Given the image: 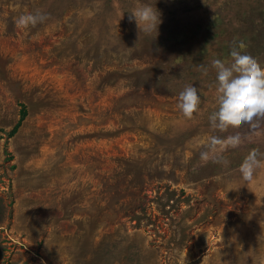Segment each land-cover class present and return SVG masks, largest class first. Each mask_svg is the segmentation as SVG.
<instances>
[{"label": "rangeland", "instance_id": "374dc122", "mask_svg": "<svg viewBox=\"0 0 264 264\" xmlns=\"http://www.w3.org/2000/svg\"><path fill=\"white\" fill-rule=\"evenodd\" d=\"M234 41L264 67V0H0V264H264V169L238 170L264 138L199 159Z\"/></svg>", "mask_w": 264, "mask_h": 264}, {"label": "clouds", "instance_id": "9594fccd", "mask_svg": "<svg viewBox=\"0 0 264 264\" xmlns=\"http://www.w3.org/2000/svg\"><path fill=\"white\" fill-rule=\"evenodd\" d=\"M49 17L37 10L35 13L21 14L15 21L17 28L27 29L44 23ZM135 20L139 32L150 35L158 32L162 23L160 12L151 4H138L129 14V21ZM243 41L233 42L228 60L213 59L212 69L216 73L215 97L217 109L208 120L214 132L227 135H209L200 152V161L207 164L227 165L224 153L245 143L264 138V67L247 54ZM198 70L204 75L208 68L203 64ZM201 98L197 88L186 86L178 96L177 108L186 120L200 112ZM243 130V131H242ZM258 169H264V153L252 148L239 166L241 178L253 183Z\"/></svg>", "mask_w": 264, "mask_h": 264}, {"label": "trees", "instance_id": "16d2710c", "mask_svg": "<svg viewBox=\"0 0 264 264\" xmlns=\"http://www.w3.org/2000/svg\"><path fill=\"white\" fill-rule=\"evenodd\" d=\"M26 115H27L26 110L25 109H22V111H21V118H20L19 122L16 124V126L14 127V129L12 130V133L15 132L18 129L19 125L24 120V118H25Z\"/></svg>", "mask_w": 264, "mask_h": 264}]
</instances>
